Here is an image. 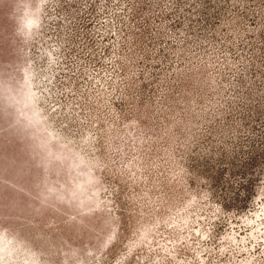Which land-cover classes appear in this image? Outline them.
<instances>
[{
	"label": "rangeland",
	"instance_id": "374dc122",
	"mask_svg": "<svg viewBox=\"0 0 264 264\" xmlns=\"http://www.w3.org/2000/svg\"><path fill=\"white\" fill-rule=\"evenodd\" d=\"M262 121L264 0H0V264H264Z\"/></svg>",
	"mask_w": 264,
	"mask_h": 264
},
{
	"label": "trees",
	"instance_id": "16d2710c",
	"mask_svg": "<svg viewBox=\"0 0 264 264\" xmlns=\"http://www.w3.org/2000/svg\"><path fill=\"white\" fill-rule=\"evenodd\" d=\"M258 127V128H262L263 126H264V121H262L261 123H259V125L258 124H256L255 125V127ZM261 134V133H260Z\"/></svg>",
	"mask_w": 264,
	"mask_h": 264
}]
</instances>
